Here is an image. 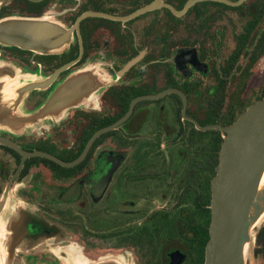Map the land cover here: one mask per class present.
Returning a JSON list of instances; mask_svg holds the SVG:
<instances>
[{"label":"flooded vegetation","instance_id":"1","mask_svg":"<svg viewBox=\"0 0 264 264\" xmlns=\"http://www.w3.org/2000/svg\"><path fill=\"white\" fill-rule=\"evenodd\" d=\"M85 71V102L0 126V264H205L218 127L264 99V0H0L24 115Z\"/></svg>","mask_w":264,"mask_h":264},{"label":"water","instance_id":"2","mask_svg":"<svg viewBox=\"0 0 264 264\" xmlns=\"http://www.w3.org/2000/svg\"><path fill=\"white\" fill-rule=\"evenodd\" d=\"M23 28L31 34L32 43L40 41L34 37L35 27L24 25ZM51 33L49 30V40ZM12 34V31L6 34L14 41L8 42L28 46L25 40ZM62 41L65 45L68 43L67 31H64ZM17 81L12 74L0 75V126H34L43 120L60 117L68 109L85 102L94 84L87 71L74 74L56 88L39 110L24 115L20 108L21 95L38 85L27 80L26 85L19 86ZM218 129L226 135L211 186L212 215L205 264H248L253 232L264 218V185H261L264 176V99L251 106L231 126ZM99 134L90 141L88 148ZM8 258L9 253L4 254L2 264H7ZM93 264L123 263L109 258Z\"/></svg>","mask_w":264,"mask_h":264},{"label":"rangeland","instance_id":"3","mask_svg":"<svg viewBox=\"0 0 264 264\" xmlns=\"http://www.w3.org/2000/svg\"><path fill=\"white\" fill-rule=\"evenodd\" d=\"M264 226V218L261 220V222L258 224V226L256 227V229L253 232V238L254 240H252V243L250 244V248H249V254L247 256V263L248 264H263L261 261H257L254 259V249H255V240H256V236L258 231L260 230V228Z\"/></svg>","mask_w":264,"mask_h":264},{"label":"bare ground","instance_id":"4","mask_svg":"<svg viewBox=\"0 0 264 264\" xmlns=\"http://www.w3.org/2000/svg\"><path fill=\"white\" fill-rule=\"evenodd\" d=\"M261 185H262V186L264 185V176H263V179H262V183H261Z\"/></svg>","mask_w":264,"mask_h":264}]
</instances>
